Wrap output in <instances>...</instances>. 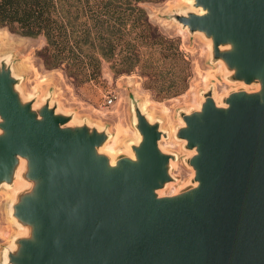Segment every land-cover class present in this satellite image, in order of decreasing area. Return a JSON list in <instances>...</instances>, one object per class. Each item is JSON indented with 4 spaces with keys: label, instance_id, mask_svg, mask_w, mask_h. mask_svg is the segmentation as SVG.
<instances>
[{
    "label": "water",
    "instance_id": "water-1",
    "mask_svg": "<svg viewBox=\"0 0 264 264\" xmlns=\"http://www.w3.org/2000/svg\"><path fill=\"white\" fill-rule=\"evenodd\" d=\"M190 4L204 13L176 20L210 38L232 79L257 89L230 92L225 105L206 95L182 115L177 136L192 151L195 184L174 195L155 193L169 155L137 105L134 159L123 153L111 166L97 151L106 133L47 103L33 111L0 62V184L18 178L21 158L29 186L11 204L25 233L7 264H264V0Z\"/></svg>",
    "mask_w": 264,
    "mask_h": 264
},
{
    "label": "rangeland",
    "instance_id": "rangeland-1",
    "mask_svg": "<svg viewBox=\"0 0 264 264\" xmlns=\"http://www.w3.org/2000/svg\"><path fill=\"white\" fill-rule=\"evenodd\" d=\"M143 8L148 20L155 25V36L175 39L178 51L188 62L186 88L177 95L154 97L151 90L145 88L144 77L136 67L128 72L115 73L104 59H100V70L96 77L75 83L60 68H46L43 65L38 55L44 45L41 35L25 36L1 26L0 62L5 63L17 79L15 89L22 102L29 103L35 112L47 103L54 106L58 113L68 114L72 125L86 124L101 129L107 134L101 150L114 160L123 155L127 145L132 146L137 142L134 107L145 103L144 113L148 115L150 123L157 124L160 131L159 150L169 155V179L155 193L169 196L195 184L193 168L188 163L192 151L177 136V130L184 125L182 115L198 110L206 95H211L217 105H225L224 99L230 92L241 89L253 92L257 85L255 82L244 83L232 79L225 63L213 56L210 38L203 32L190 31L176 20V15H185L196 9L186 0L146 2ZM155 41H158L157 37ZM162 67L163 73L158 81L161 85L156 86L155 90L170 89L176 80L177 67L167 62ZM107 98H111L112 103L106 104ZM106 147L112 151L109 152ZM24 172L25 162L19 158L14 178L26 179ZM9 186L0 184V264H7L5 248L18 237V231L23 230L16 225L11 204L16 200L18 191L23 192L29 187L23 185L11 200Z\"/></svg>",
    "mask_w": 264,
    "mask_h": 264
},
{
    "label": "trees",
    "instance_id": "trees-1",
    "mask_svg": "<svg viewBox=\"0 0 264 264\" xmlns=\"http://www.w3.org/2000/svg\"><path fill=\"white\" fill-rule=\"evenodd\" d=\"M159 1L0 0V26L25 36L41 35L43 65L60 68L75 83L96 77L104 59L115 73L136 67L145 88L154 97L167 98L185 90L189 68L175 39L155 36L143 4ZM165 62L177 67L176 80L170 89L155 90Z\"/></svg>",
    "mask_w": 264,
    "mask_h": 264
},
{
    "label": "bare ground",
    "instance_id": "bare-ground-1",
    "mask_svg": "<svg viewBox=\"0 0 264 264\" xmlns=\"http://www.w3.org/2000/svg\"><path fill=\"white\" fill-rule=\"evenodd\" d=\"M187 1V3H191L192 2V0H186ZM194 11H196L197 13H199V14H201V13H204V10H201L200 8H196V9H194ZM2 34V33H1ZM8 34V33H7ZM2 37V36H1ZM4 37H6V35L4 36ZM12 37V36H11ZM13 39H14V37H13ZM11 41V40H10ZM8 43V42H7ZM6 43V44H7ZM12 44V43H11ZM10 44V45H11ZM220 48H222V49H228L229 48V45H226V46H222V47H220ZM25 63V62H24ZM212 77V76H211ZM208 78H209V76H208ZM213 78V77H212ZM144 104L145 103H140L139 104V110L141 111V112H143L144 113ZM216 105V104H215ZM145 114V113H144ZM145 116L147 117V119H148V115H146L145 114ZM138 139H139V136L137 137L136 136V141H138ZM119 141V140H118ZM106 150H108L109 152H111L112 151V149L110 148V147H106ZM97 151L98 152H103L104 150H101V147H98V149H97ZM123 153L126 155V156H128L129 158H131V159H134V155L132 154V152H131V150H130V148H129V145H127L124 149H123ZM109 160H110V162H109V165H113V162H114V160H113V158L110 156L109 157ZM28 186V183H25V182H23L22 180H20L19 178H15L13 181H12V184L8 187V191H9V193H10V198H11V200H13V198H14V195H15V193H16V191L18 190V189H20L22 186ZM16 224V223H15ZM16 225H19L18 223L16 224ZM25 233V229H23L22 231H18V233L16 234L17 236H20V235H22V234H24ZM20 234V235H19ZM6 249H13V242L11 241V244H10V246H8V248H5V251H6Z\"/></svg>",
    "mask_w": 264,
    "mask_h": 264
},
{
    "label": "built area",
    "instance_id": "built-area-1",
    "mask_svg": "<svg viewBox=\"0 0 264 264\" xmlns=\"http://www.w3.org/2000/svg\"><path fill=\"white\" fill-rule=\"evenodd\" d=\"M110 103H112V99L111 98H107L106 104H110Z\"/></svg>",
    "mask_w": 264,
    "mask_h": 264
}]
</instances>
